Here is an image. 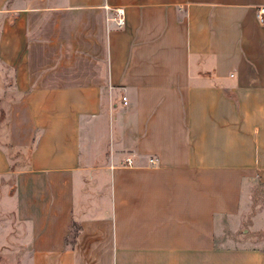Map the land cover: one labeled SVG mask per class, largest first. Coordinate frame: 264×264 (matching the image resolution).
<instances>
[{
	"label": "crops",
	"instance_id": "obj_1",
	"mask_svg": "<svg viewBox=\"0 0 264 264\" xmlns=\"http://www.w3.org/2000/svg\"><path fill=\"white\" fill-rule=\"evenodd\" d=\"M261 6L0 0V264H264Z\"/></svg>",
	"mask_w": 264,
	"mask_h": 264
},
{
	"label": "built area",
	"instance_id": "obj_2",
	"mask_svg": "<svg viewBox=\"0 0 264 264\" xmlns=\"http://www.w3.org/2000/svg\"><path fill=\"white\" fill-rule=\"evenodd\" d=\"M114 11L116 13L115 19L117 21L118 27H120V28L124 27L125 24H126V18H125V10H124V8L123 7H116V8H114ZM257 18H258V20H259L260 23L264 24V6H261V7L258 8ZM122 99H123V103L125 105H128V103H129L128 96L124 95L122 97ZM133 163H134L133 162V158L128 157V158H126L124 165L132 166ZM157 163H158V159L156 157L150 158V164L152 166L157 165Z\"/></svg>",
	"mask_w": 264,
	"mask_h": 264
},
{
	"label": "rangeland",
	"instance_id": "obj_3",
	"mask_svg": "<svg viewBox=\"0 0 264 264\" xmlns=\"http://www.w3.org/2000/svg\"><path fill=\"white\" fill-rule=\"evenodd\" d=\"M259 196H261L260 193H259ZM258 198H260V197H258ZM255 227H256V226H255ZM263 241H264V240H263ZM254 244L260 246V245H264V242H262L261 240L255 238V239H254Z\"/></svg>",
	"mask_w": 264,
	"mask_h": 264
}]
</instances>
